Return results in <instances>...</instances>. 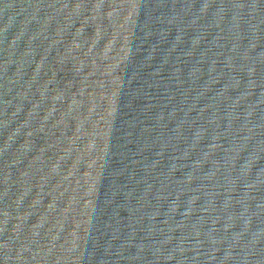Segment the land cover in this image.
<instances>
[{
	"label": "water",
	"instance_id": "1",
	"mask_svg": "<svg viewBox=\"0 0 264 264\" xmlns=\"http://www.w3.org/2000/svg\"><path fill=\"white\" fill-rule=\"evenodd\" d=\"M0 264H264V0H0Z\"/></svg>",
	"mask_w": 264,
	"mask_h": 264
}]
</instances>
